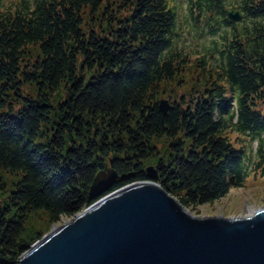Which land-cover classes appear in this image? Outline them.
<instances>
[{"label":"trees","instance_id":"16d2710c","mask_svg":"<svg viewBox=\"0 0 264 264\" xmlns=\"http://www.w3.org/2000/svg\"><path fill=\"white\" fill-rule=\"evenodd\" d=\"M225 1L189 0L190 10L215 12L231 28L222 35V68L203 54L192 62L174 45L180 35L168 0L0 7V171L18 177L0 206V264H17L41 239L23 238L31 214L57 224L92 205L89 187L104 167L119 179L103 196L149 181L155 140L173 151L155 164L156 183L187 210L242 188L249 168L264 174V0H235L241 25L227 21ZM191 63L214 79L169 101L163 115L160 86ZM234 132L258 139L255 160L234 147Z\"/></svg>","mask_w":264,"mask_h":264},{"label":"water","instance_id":"95a60500","mask_svg":"<svg viewBox=\"0 0 264 264\" xmlns=\"http://www.w3.org/2000/svg\"><path fill=\"white\" fill-rule=\"evenodd\" d=\"M226 19H242L226 9ZM169 104L159 101L167 114ZM127 185L105 196L119 179L109 167L94 177L92 205L36 241L17 264H264V208L247 216L196 217L156 183Z\"/></svg>","mask_w":264,"mask_h":264},{"label":"rangeland","instance_id":"374dc122","mask_svg":"<svg viewBox=\"0 0 264 264\" xmlns=\"http://www.w3.org/2000/svg\"><path fill=\"white\" fill-rule=\"evenodd\" d=\"M168 1L170 6L176 11V31L180 35L174 45L190 53L192 62L203 54L212 65L220 68L224 67V59L219 54L221 49L220 44L222 35L225 32H230L231 28L221 25L222 16L215 12L210 14L200 12L198 14L194 8L191 9L193 10L191 11L189 0ZM19 3L20 0H0V7L14 6ZM225 6L227 9L233 10V8H236L235 0H226ZM242 21L243 17L240 21L231 24L241 25ZM94 26L97 28V24ZM31 51L34 53L33 50ZM213 79V76L209 78L207 74H204L196 67L195 63H191L178 75L176 80L164 83L160 86V93L157 99L159 101L164 100L169 102L178 100L182 96L187 98L190 94L202 91ZM29 93L33 94L34 90L33 88L26 87L24 94L27 95ZM62 97L63 91L60 90L53 98L54 103L56 104ZM228 137L234 147L241 148L245 146L247 155L251 157L252 161L256 159L255 152L259 142L258 139L250 140L237 132L229 133ZM153 143L154 147L157 149V153L146 161L145 168H155L157 161H166L172 151L171 148L168 147L169 142L166 139L155 140ZM171 154H173V151ZM260 170L261 169L255 172L252 171L251 168L247 169L246 181L242 188L232 189L227 197L220 202L191 208L188 210L189 213L196 217L233 218L247 216L249 214L248 210L253 212L257 209L264 208V174H260ZM17 179L18 177L16 176L0 171V206L3 207L7 204L11 191L15 189V184L18 181ZM65 220L63 219L61 222L53 224L43 211L31 214L25 224L23 238L30 239L36 234H41L42 238L56 227L63 225Z\"/></svg>","mask_w":264,"mask_h":264},{"label":"bare ground","instance_id":"6f19581e","mask_svg":"<svg viewBox=\"0 0 264 264\" xmlns=\"http://www.w3.org/2000/svg\"><path fill=\"white\" fill-rule=\"evenodd\" d=\"M249 211V213H251V210H248Z\"/></svg>","mask_w":264,"mask_h":264}]
</instances>
